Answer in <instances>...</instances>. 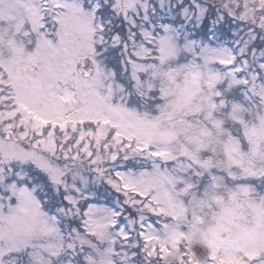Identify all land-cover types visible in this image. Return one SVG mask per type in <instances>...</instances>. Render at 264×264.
<instances>
[{
    "label": "snow or ice",
    "instance_id": "snow-or-ice-1",
    "mask_svg": "<svg viewBox=\"0 0 264 264\" xmlns=\"http://www.w3.org/2000/svg\"><path fill=\"white\" fill-rule=\"evenodd\" d=\"M0 264H264V0H0Z\"/></svg>",
    "mask_w": 264,
    "mask_h": 264
}]
</instances>
